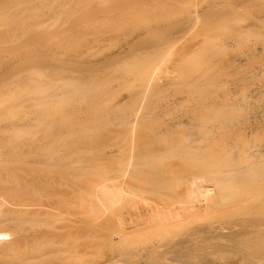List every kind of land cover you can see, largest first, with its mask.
Instances as JSON below:
<instances>
[{
    "label": "rangeland",
    "instance_id": "obj_1",
    "mask_svg": "<svg viewBox=\"0 0 264 264\" xmlns=\"http://www.w3.org/2000/svg\"><path fill=\"white\" fill-rule=\"evenodd\" d=\"M0 1H2V3H9L8 0L7 1L0 0ZM18 1L19 0H17V3ZM21 1L24 3L20 2V4L22 3L21 5L17 3L15 4L24 7L23 11L24 9L26 10V8L28 11L26 10L27 11L26 13L24 11L25 15L23 20L18 19L19 18L18 16H14V17H17L15 19L16 21L19 20L21 22L22 20V23H25L26 21V23L22 28L24 31L21 29L22 33L19 32L20 30L19 28H21L20 26H22V24H20L19 21H17L18 25L17 23L15 25L14 24L12 25L13 23L12 22L11 25L13 27L10 24L7 25L5 24L7 23V21L8 23H10L9 20L11 18L12 21H14L13 14L14 13L17 14L16 11L12 14L14 10L10 11L11 14L9 16L11 18L8 19L9 18L8 17L7 21H5L4 18L3 21L4 22L3 25L9 27V29L8 28L3 29V27L0 28L1 40L3 39L8 40V38H12L9 37L13 35L9 33L11 31L10 27L13 30V28H15L14 26L16 25L19 28L17 29L16 26L15 29H17V31L15 29L14 30L16 32L21 33L20 38L23 37L22 36L23 34L25 36L23 37V40L22 39L20 40V38H18L20 35H18V33L15 32L16 35H18L16 36L14 33L17 39L20 40L19 42H21L20 48H22L23 43H24V48L20 49L18 47L19 46V43L17 44L18 40H16L14 36L13 38L16 41L12 39L13 40L12 42L15 41L18 48L14 49L15 44L11 43V45H13L14 48L10 45L11 48L7 47L6 49L8 51L9 48V51H11V49L13 48L14 49V50L12 49L13 52L18 49L22 50V52L15 51L18 56L21 55L20 57L24 55L22 57L23 59L22 63L20 62L15 64L14 61L16 62L21 61V58L18 60L15 59L18 58L16 57L17 56L16 54L14 55L15 58L14 56H12L7 59L8 56L14 54L15 52L12 54L8 52V54L10 55L6 57L7 61L4 59L5 54H7L5 53L6 52L5 50H4L5 53L4 57L3 58L0 57L2 58L0 63L8 67L7 68L5 66V68L8 69L7 71L5 68H3L4 66L2 65L1 69L3 70L5 69L4 70L5 72L0 69V72H4L5 74H7V76L5 74L4 75L8 79V81L6 80V82H8L7 84H5L6 82L4 81V78L0 79L1 82L3 81L5 82V83L4 82L0 83V85L2 84L3 87L4 84L6 87L4 88L5 90H3L2 87H0L1 90L3 91L0 94V105L2 104L1 106H3L5 104L4 102L9 100L10 97L12 99V102L10 103L16 102L15 101L16 98L17 100L21 99V102L18 101L17 105L15 103H14L15 105H11L10 103H7L8 105L10 104L11 106L9 105L10 107H8L7 105V107H3V108L0 106V109L1 108L3 109V111L0 110V118H1L0 122H2V124H0L1 125L0 127L3 128V131H1L2 129H0V132L5 133L7 127L8 126L10 127V129L8 127L9 130H7L8 132H6V135L3 133H2L3 135L1 134L0 139L3 138V136L4 138L2 139V141L5 140V137L6 140L7 138H10L8 139V141L5 140L4 142L8 143L9 141H11L12 143H14L16 141L15 143H17V145L19 146V147L17 146L19 148L18 149L19 151L16 150V152L19 153L15 154L8 152L5 157L0 159V170H2L3 173H14L15 175H19V177L20 175L23 176L24 174H26V176L30 177L32 180H36V181L39 180L40 184L43 179H45V181L48 179L46 184L50 182V184H48L50 186L47 187L44 185V187L47 189L49 187H50L49 189L53 187L52 189L58 190L59 185H61L60 182L62 183V180L64 181V177L61 174L63 175L66 174V177L71 178V175L73 173L77 175L82 173L81 176L84 177L85 175L86 177L88 174L83 175V173L87 172L89 173V175H91L90 174L92 172L91 170L94 171L96 169L98 171L99 169L97 168H100V170L105 168L107 165L106 163L109 162L110 160L111 161L114 160L113 162H115L116 160L113 158L110 159L109 158L110 156L104 157L106 156V154L103 151L105 150V147L108 145L111 144L113 145L117 141H119L118 143H120V140L124 136V131H125L124 122L128 114V112L125 109L124 110L127 113L124 112L123 109H122L123 111L119 110L121 112L120 113L118 109H116L115 111V108H112L115 98L119 97L121 92H124L125 89L129 88L128 90H130V86L132 84H133L132 89L134 90L135 80L133 81V76L135 75H133L134 74L133 70H135V66L137 67L139 64L140 67L141 65L143 66V64L141 63L142 61L145 64V59L147 57H145L146 54H144V51L150 49L151 47L152 49L146 51L145 53H148L150 51V53L152 54L154 51H157V48L158 49L164 48V45L166 46V44H169V41H171L175 37L180 35H187L192 37H200L204 39V45H202L203 47L200 48L201 50L199 52L197 51L198 52L197 57L195 59L191 58L192 59V61H190L191 63L189 64L187 63L188 65L185 63L184 65H187L186 67L182 65L184 67L183 69H185L182 79L180 78L175 82L160 86L159 87L160 89H158V91H156V93L152 97V100L148 106V109L143 119V130L141 133V140H140L141 154L143 158L141 157L142 165L138 171L139 173L141 172L140 173L141 176L139 177L142 178H140V180L143 179L146 182V185L148 186H146L144 184L145 182L142 180L140 181V183L144 190H145V186L148 187L150 191L153 190L156 186L155 190L163 191L164 189L161 190L162 188V186L160 185L161 183L163 186H165L167 183L173 184V182L171 183L169 182L171 178H173L171 179L172 181L174 180V178L175 181L178 178L180 180L185 181L189 178V177L186 178L187 176L194 174L192 171L196 172L198 169H200V167H202L201 165L203 162L207 163L206 159L209 155L211 154L213 155V153L219 155L220 152L219 151L217 152L216 150L219 149L221 152L224 153L228 152L229 150L228 154H230V149L231 150L233 149L232 151L234 152L233 153L231 152L232 155L229 156L227 154L229 156L228 157L225 156V154L223 156L220 154V159L225 158L226 160L227 158L228 159L230 158V160L234 161V164H236V162L237 163L243 162L244 166L245 164L251 162L255 158L257 164H260L263 161L262 163L263 167L261 166L262 168L261 167L259 168L261 169V172L263 169L262 172L263 175L260 172V170L257 168L256 163L254 164L256 165L257 168V169L255 168L256 169L255 171L259 170V172L261 173V177L263 176L261 178V180L263 179V181H260L262 182L263 185H261L260 183V187L263 186L261 190L264 191V0H201V2L199 0L198 6H200V9L199 7L198 9L199 12H201V14L199 13V16L201 15L200 18L201 21L198 25H193L188 20L190 15L187 16V14H189L188 12L191 11L190 9H192L191 6L193 0H42V1L40 0L41 3H43V1L44 3L41 5L40 2L38 1V6H35L36 3L34 2H36L37 0L36 1L34 0V2H32L34 7L30 1H29L30 3L29 2L25 3L28 0L25 1L21 0ZM10 2L12 1L10 0ZM14 2L15 1L13 0V3ZM9 4L10 6L12 5L11 3ZM23 4H31L32 7L28 5L29 8L28 6L25 8L26 5ZM4 5L5 4H2L1 6L0 4L2 8ZM7 5L8 4H6V6ZM6 6H4V8L7 10V7L9 6L7 7ZM13 6L14 4L12 5V7ZM35 7L37 8V10L34 9ZM11 9L9 8V10ZM18 9L22 11L21 7H19ZM33 9L36 11V12L34 11L35 13L32 12ZM19 10L17 11L18 13ZM6 12L7 11L5 12L2 11L1 16L3 15L5 16ZM10 12L8 11V13ZM21 13H19L21 14L20 18H23L22 16L23 12ZM6 29H8L7 31L9 32L5 31ZM1 31L4 32L2 33ZM7 33H9L8 34L9 36H7ZM4 35L6 36L5 38ZM5 40H3V43L6 44L7 40L6 41ZM3 45L4 44H2V46ZM159 46L161 48H159ZM3 47L6 48V46ZM2 52L3 50L0 51V53ZM141 55L144 56L142 57ZM0 56H3V53ZM12 58H14L15 60L14 59L12 60ZM3 59L5 61H3ZM10 61H13V63L11 62L12 66L10 64ZM15 67L19 68L17 69L16 73L13 71L14 69H16ZM18 70H23V72L22 71L18 72ZM6 71L8 73H6ZM24 71L28 73L25 74ZM21 72L25 74V75L23 74V77L22 76L19 77L21 75ZM1 74L0 77L2 76ZM4 75L3 77H5ZM15 76H17L18 78ZM136 77L134 79H136ZM14 78L18 81H16ZM19 82L21 83V85H23L22 82L29 83L28 84L29 87H25L26 85L23 86L27 88L26 90L20 85L26 93L22 89L20 91V88L17 89L19 92H21V94L18 92L20 94L19 95L20 97L22 96V94L24 95L23 98H19V96H17V93L15 92L16 90L15 88L18 86V84L16 83ZM66 83H69L70 85ZM14 84H16V87L13 86ZM66 85H68V88ZM136 85L137 84H135V86ZM65 86L67 90L65 89ZM60 87L61 88L64 87L63 90ZM7 88L8 90H12L13 88L15 90L13 89L14 92L12 93H10L11 91L9 92L7 90L9 95L8 94L2 95V93L7 92L6 91ZM54 88L56 89L54 90ZM68 90H70L71 92ZM133 90H131V92ZM56 91L57 93L58 91L61 93L57 94ZM127 91H125L124 93H127ZM22 92H24L25 94ZM62 92H64L66 96L64 93H63L64 95H61ZM131 92L129 91L128 93ZM51 93L53 96L51 95ZM73 93L76 95H74ZM11 94L13 95L14 98L15 96H17L14 101ZM54 94L58 95V97L61 98H58ZM4 95H8L7 96L8 99H6ZM47 96L49 98L52 96L53 98L51 97L50 100L49 98H47ZM54 96L56 98H54ZM63 96L64 97L68 96V97L65 99L63 98ZM4 98L6 99L5 101ZM59 99L60 101H63L62 108H60L61 104L58 105ZM2 101L4 104L2 103ZM25 101L28 102L25 103ZM69 102H71V104H69ZM56 103L58 106L56 105ZM66 105H71V106L69 107ZM22 106H24V109L20 110ZM64 106L67 107L66 110L64 109L66 108ZM59 109L61 111L63 109L62 114ZM64 110L66 112L69 110V113L66 114ZM5 111L8 113V115L10 114H11L10 116L13 115L12 117L14 118L9 119V116L8 115L6 116V114L3 113ZM19 112L21 113L23 112V113L21 114ZM18 115H20L19 118ZM4 116H6V118H4ZM20 118L24 119V120L22 119L21 123H19ZM12 119L16 121H12ZM192 119H194L193 120L194 123L192 122ZM7 122H11V123L7 124ZM179 124L183 129L186 127L187 128V129L185 128L186 131L185 129L182 130ZM177 125H179L178 127H180L181 131L179 130V128L178 129L176 128ZM259 125L262 128V130H260L261 128L259 127ZM11 126H13L14 129L13 127L11 128ZM16 126L19 128L21 126V129L22 128L23 129L22 130L20 129L19 131L16 129ZM170 127L171 128L174 127L175 130L174 129L170 130L171 129ZM194 128L196 130H198L199 128L202 129H199L200 131L197 133V131ZM232 128L235 130H233ZM243 128L244 129L246 128L247 130L251 129L250 131H252V133L248 132L249 130L247 131L245 129L248 133L244 131L246 134L244 135L245 136L244 137L240 133L243 132L242 131ZM166 131H168L169 133L171 131V133L168 134V132ZM174 131H177L174 133L177 135L173 134ZM188 131L190 132L188 133ZM257 131L259 134H254ZM179 132L181 135L179 134ZM218 132H224V136L226 138L223 135H221V133L219 134ZM225 132L226 133L228 132L229 135L226 134ZM166 133L168 135H166ZM202 133H204V136H202ZM230 133L234 135L233 136L231 134L233 138L231 137ZM161 134L164 136H161ZM207 134L210 136L206 137ZM217 134L218 136L221 135L222 137L217 138L218 137ZM235 134L237 135V138ZM212 137L215 138L211 139ZM228 138L232 140L230 141ZM163 139L168 141H170L171 139V141L169 142V144L163 143L160 141ZM179 139L181 140L179 141ZM186 139L189 140L186 141ZM209 139H211L212 141ZM200 140H202L203 143L206 144L203 145ZM227 140L229 141V143L226 142ZM19 141L22 142L21 148L19 145L20 143H18ZM213 141H218L219 143L217 142L213 143ZM37 142H39V145ZM178 142L179 144H177ZM187 142L189 143L193 142V144L191 143L189 144ZM222 142L226 143V144L224 143L226 147L223 146ZM233 142L234 143L236 142L235 143L236 145L238 144V146L235 147L238 150V152L239 149L241 150L243 148L240 145L246 146L247 148H248L247 146L248 144H250L249 147L251 148H253V146L256 145L257 147L263 145V148L261 147L259 151L257 150L260 153L263 152L260 158L262 159V161L261 162L258 161L259 163L257 162V160L260 157L258 153L250 154L252 152H257L255 150L258 149L259 147L254 150L252 149V152L250 153H248L250 148L248 149V151L245 148L247 152L244 151L243 148L242 153L240 152L239 155L237 153V150L234 148L235 144ZM171 143L174 144L171 145ZM185 143H187V145L188 144L192 145L191 147L192 149L188 148L187 145H185ZM200 143L202 144L201 148H200L201 145ZM207 143H210L211 145L208 144V146H206ZM184 145L186 146L187 151L185 150ZM115 146L113 145V147ZM183 147L185 151L182 150ZM212 147H214V149ZM224 147L228 149L223 150L222 148ZM237 147L240 148L238 149ZM45 148L49 150H46L45 152ZM172 148L175 151L179 148L176 151L178 153H176ZM196 148L198 149L197 150L198 152L196 153L199 152L203 153L204 149L207 150L204 151L203 154L201 153L196 154L195 152H193L194 149L196 150ZM210 148H212V150L215 151L211 152ZM190 149L192 150V154L194 153V155L195 154L197 155V158L195 157L196 155L195 156L192 155L194 158L190 156L191 154ZM13 150L15 152L14 148ZM172 150L174 151V153L171 152ZM208 150L210 151L211 154L208 153ZM48 151L49 153H47ZM205 152L207 155L205 154ZM101 153L104 154L103 157L105 160L107 158H109L110 160L108 159V161L107 160L103 161L104 159H102L103 157ZM179 153L181 154V156L178 155ZM185 154L189 156L185 157L184 156ZM48 155L53 157V159L50 157H49L50 159L47 158ZM254 155H256V157ZM257 155H259V157H257ZM67 156L69 158L65 159ZM199 156H201L202 158L206 156V159H204L203 161L201 157L198 158ZM211 157L216 158L214 156ZM41 158L42 159L44 158V160H42ZM194 159L196 161L199 160L200 161L196 162ZM201 160L203 162H201ZM244 160L249 162L246 163V161ZM232 161L230 163H232ZM104 162L105 165H103ZM92 163L94 165H92ZM116 163L117 162H115L113 166H115ZM239 163L237 164V166H239ZM242 164L240 166H242ZM250 164H252V162ZM81 166H84L85 170ZM107 166L111 168L112 164H108ZM80 167L83 170L79 169ZM32 173L34 174L33 175L34 177L40 174L41 177L39 175L38 177L43 179H40L38 177L37 178L35 177L33 179L31 176ZM41 173L43 175L45 174L47 176V179L45 178L46 176L45 175L43 176ZM142 173L149 175V177L152 179V183H151V179L148 176L144 178L145 175H143ZM257 173H255L256 176L257 175L259 176V174ZM50 174L51 176L53 174H56L57 178L55 177V175H53L54 178L52 177L53 180L55 179L53 181L54 183H51L52 181H49V179H52L50 178ZM57 174L61 175L63 178L61 176L58 177ZM67 174H69L70 176ZM75 174H73V176ZM92 174L95 173L92 172ZM81 176L79 175L77 178L79 177L81 178ZM74 177H72L74 181H72L73 179H71L70 181L74 182V184L78 183V185L75 184L73 187L72 182H70L69 186H72L75 189L77 186H79V184L82 185L86 184L87 186L89 184L88 187H90L91 181L88 179L91 178L86 179L88 176L83 179L80 178L77 179L76 177L75 178ZM59 178L61 180H58ZM147 178L149 179V181ZM259 179L260 178L258 177V180ZM80 180L81 181L83 180L85 184L83 182H79ZM164 180L165 181L167 180L166 181L167 183H165ZM256 180L255 182H257ZM178 181L176 182L178 183ZM163 182L165 184H163ZM179 182L181 183V181ZM55 183L58 184L57 188H54L55 187L54 185H56ZM153 183L155 184L154 186L149 185ZM82 185L79 187L82 189L83 188L86 189L87 186L85 185L82 187ZM256 185L257 184L255 183L252 186L255 190H259L256 189ZM10 186L11 184L9 182V175L1 177L0 190L4 188H8ZM39 186L41 187V185ZM167 186L169 185L167 184ZM257 186H259V183ZM25 187L23 188V184H22V186L18 188L19 190L16 191L17 193H19V195L16 192L15 194H17V196H20V198H23L21 196L23 192L25 198H23L22 200H28V199L31 200L30 198H33L32 200L38 201L40 197H36V199H34L35 196L32 197V193H30L31 195L29 194L28 191L29 188L26 187L27 189H25ZM44 187L40 189L45 190ZM61 187L62 189H64V193H65V189L67 191V189L70 188V187L63 188L65 187L64 184ZM61 187L59 188V190H61ZM226 187L227 189L230 190H234V188L236 190L235 186H226ZM73 188L70 189H72L73 192L77 193L78 187L75 190ZM23 189L26 192L23 191ZM207 189H213V188L209 187ZM215 189L219 190L220 188L217 186L215 187ZM44 190L43 192L46 191ZM57 190H52V191L48 190L49 192L46 191L45 193L42 194V196L47 199L48 196L55 197V195H58V193L59 195L60 194L62 195V191L58 192ZM78 190L81 191V189ZM55 191H57V193ZM72 191L70 190L69 194L72 195L73 193ZM146 191H148V189ZM263 191H261V193L258 191V193L260 194L263 193L262 196L264 197ZM79 193L75 194L76 197L72 195L74 196L73 198L78 199L77 195H79ZM69 194H68V198H70ZM59 195H58L59 199L60 197L64 198V194L62 196L60 195V197ZM42 198H40L41 201H44ZM46 199L45 201H47ZM62 199H60L59 201H61ZM74 199L72 198L69 199L71 200L69 202L70 205L73 204V202H76ZM262 199L263 200L258 201V204H260L261 203L260 201H262L263 203V204L261 203L263 205L262 207L261 205L260 207L256 206L255 204H253L256 201H252L253 203H248L249 205L247 204L245 206L246 212L244 209L243 211L242 209H240V211H235L234 213H230L228 216L225 215L226 218L223 216L225 219L222 217L223 219L219 220V221L223 220L222 222L219 221H218L219 223L216 222L217 224L220 225L217 226L216 224L215 230H211V232L207 230L208 232H206L204 231L205 230L204 229L202 234H201L202 231L201 232L199 231L198 233H196V235H194L197 238H195L194 236L193 237L199 240L200 243L199 241L194 240L192 241L191 244L192 247H189L191 245H188V247L192 250V248L194 247L196 248V246L199 244L196 250L198 251V249L200 248L199 250L201 251V249L204 250L208 246V243H206L204 239L208 238L207 242H209V240L213 238L215 239L214 244L216 245L220 241V238H222L221 242L218 243L219 245L217 244L216 246H213L214 244L211 243L212 245L209 246L211 248L213 246L214 248L211 249L208 246L209 250L207 252H212L213 250V253L214 252H217V254L227 253L228 255L227 254L225 255L230 256V254L233 255L232 253L238 252L242 248L240 247L241 246L240 242L241 243L244 242L245 237L246 240L248 239L250 240L251 238L255 239L258 236V234L262 236L263 233L262 236L263 242L260 240L261 244L263 243V246L259 248L260 250L262 249L263 251V264H264V198ZM252 204L254 205V207H252L253 206ZM74 205H76V203L73 204V206ZM247 206H250V208ZM258 208L259 210L261 209L262 211L260 210L261 212L260 211L256 212ZM74 209L75 206L73 210ZM252 209L253 210L255 209L254 212ZM253 213L255 214L253 215ZM257 214L259 217L257 216ZM252 215L254 217H252ZM246 217L247 218L249 217L248 221ZM253 219L255 220L252 221ZM259 219L260 220L262 219L263 221L262 220L260 221ZM240 221L242 223H240ZM258 221L263 226L259 225L260 223ZM224 223L225 226L227 225L226 226L227 228L223 226ZM252 224L254 225V227H256V229L259 226H262L263 230H261L262 227L258 229L261 230V232L262 231L263 232L261 233L259 230H257L260 232L258 233L256 229L253 228ZM38 226H40L39 229L37 228V226H35V228L37 229L34 228L32 229L28 226L26 229L28 230L30 228L32 230L29 229L27 233L30 234L31 231L32 234H34L35 232L36 233L39 232V234L37 235L41 236V235H45V233H47L46 231L49 230L48 233H50L53 230V229L51 230L52 228L51 224L48 225V223H46L45 226L43 225V227L45 228L43 227L41 228V225ZM56 226L58 227V225ZM218 227H220L219 231L216 232V229H218ZM221 227L225 229L221 230ZM245 227L246 228L251 227V231L254 230L256 231V233L255 232L253 233L252 231L253 233L252 234L249 229L248 232L250 231L249 232L250 235L248 237L247 235L248 232L246 231L247 229H245ZM97 228L100 229L101 231V228L99 227ZM241 228L243 229V231ZM89 229L94 230L95 228H88L87 231ZM78 231L79 230L77 229L75 233ZM214 231L215 233L211 234ZM92 232L90 230L89 233L92 234ZM85 233H84L86 237L85 243L87 241L89 242L86 243L87 245L85 244L83 246H86L87 248H90L89 246H94V244L97 243L96 242L97 240L94 241V239L92 238L96 239L97 237L98 239V237L101 234V232L96 230L94 234H92V237L90 238L91 234L88 235L89 234L88 232ZM96 233L99 234L96 236L95 235ZM242 233L243 234L246 233V234L242 236ZM22 234L24 236L26 235V233L24 232ZM22 234H20V236ZM29 234H27V236ZM212 235L214 237H212ZM81 236L84 235L81 234L80 237ZM235 236L236 239H233L235 238ZM240 236H242L244 240ZM261 236L260 237L258 236V238H256L258 239L256 240L258 244H260L259 239L260 238L262 239ZM216 237L219 238V240L216 239ZM8 238L9 236L7 230L5 228L2 229L0 234L1 247L6 246ZM76 238L79 241V238L78 237ZM223 238L225 239L223 240ZM227 238L232 239L229 241V245L233 244V247L231 246L232 248L229 246L227 247L228 244V243L226 244ZM237 238L239 240L241 238L242 241L241 240L239 241ZM213 239L211 241H213ZM234 240L239 241V242L237 241L238 243L237 242L236 243L237 245L239 244L237 248L240 249L234 247V245L236 244ZM249 240L245 241L243 244L245 245L247 243L246 246L250 245L248 247L249 250H251V248H253L252 250H255L256 247L254 246H256V243L254 242V240H250V241ZM78 241L76 240L77 244H79V242L81 243V245L84 243L81 242L82 240H80L79 242ZM201 241L205 242L207 246H204L205 243H202ZM224 241L226 246L221 245L224 244ZM194 242H197L198 244L194 246L193 244ZM258 244L257 246H260ZM244 245L242 249H244L245 247ZM76 246L78 247V245ZM225 248L228 249L225 250ZM229 248H231L232 250ZM246 248L247 247H245V249ZM94 250H95L94 247H91L90 253L93 251V253L91 254H94L95 252ZM87 252L89 251L87 250ZM71 253H73V251ZM75 253L76 251H74L73 253L74 256ZM92 257H94V255H92Z\"/></svg>",
    "mask_w": 264,
    "mask_h": 264
},
{
    "label": "bare ground",
    "instance_id": "obj_2",
    "mask_svg": "<svg viewBox=\"0 0 264 264\" xmlns=\"http://www.w3.org/2000/svg\"><path fill=\"white\" fill-rule=\"evenodd\" d=\"M5 1H7V0H5ZM8 1L12 5L14 4V6L12 7V5L10 6L9 3H2V1H0L1 6H2V4H5L4 6H6V4H8L7 6H9V7L6 6L7 10L4 8V6H3V8L0 6V9L2 8L1 10L3 12L7 11L6 12L7 14L5 13V16L4 15L1 16L2 11L0 10V19L3 17L1 19V22H0L2 24V26L0 24V28L3 27V29H5V28L9 29V27H6L3 25L4 24L3 21H4V18H5V21H7L8 19L11 18L9 16L11 14L10 11L14 10L12 12V14L16 11V13L18 15L14 13L15 15L13 14V17L18 16L19 17L18 19L23 20L25 13L28 11L26 7L28 5H30V7H32V5H33L32 2H34V0L33 1L28 0L25 3H28L30 1L32 5L31 4H23V5H26L25 8L27 10L26 11L24 9V11H25V13H24V11H23L24 7L20 6L24 2H22L21 0H19L18 3H17V0H14L15 1L14 3H13V0H11L12 2H10V0H8ZM23 1H25V0H23ZM38 1L40 2L41 5L44 3V1H43V3H41L42 0L41 1L37 0L36 2H34V3H36L35 6H38ZM20 2H22V3L20 4ZM198 2H199V0H193L192 6H191L192 9H190L191 11L188 12L189 14H187V16L190 15L189 16L190 19L188 18V20L193 25H198L201 21V19H200L201 15L199 16V13L201 14V12H199L200 6H198ZM200 2H201V0H200ZM15 3L20 4V5L18 6ZM15 5H16V8H15ZM17 6H18V8L21 7L22 11L19 10L17 8ZM33 7H34V5H33ZM198 7H199V9H198ZM9 8L10 9L13 8V9L9 10ZM28 8H29V6H28ZM34 9L37 10L36 7ZM34 9L32 12L35 11ZM18 10H19V13L23 12V15H22L23 18H20V15L22 13L19 14L17 12ZM8 11L10 13H8ZM37 12H39V11H37ZM29 14H32V13H29ZM16 18L17 17H14V19H13L14 21H12V18H11L9 20L10 23H8V21H7V23H5V24L11 25V23L13 22L12 25L13 24L15 25L16 23L18 25L17 21H19V20L16 21L15 20ZM22 20H21V22L19 21V23L22 24V26L19 25L21 28H19L16 25L17 29L19 28L20 29L19 32H21V33H22L21 29L23 28L24 24L26 23V21H25V23H22ZM10 25H8V26H10ZM16 26H14V27L16 28ZM15 28H13V30H12V28L10 27V29L13 33L11 31L10 32L7 31L8 29L5 30V31L11 33V35L13 34L12 36H9L8 35L9 33H7V36L12 37V38H8V40L6 39L10 44L5 39H3V40L6 41V44L3 43V40H1V38H0V48H1L0 51L3 50V52H2L3 56H0V57L3 58L4 54L7 53V54H5V57H4L5 60H6V57L8 55H10V54H8V52L11 54L14 53L15 51L22 52V50H19V49L15 50L13 52L14 49L21 47V44H20L21 42H19V41L21 39L23 40V37H25L23 34L22 35L23 37L20 38L21 33L16 32L17 29H15ZM1 32L3 33L4 31H1ZM15 32L18 33V35H20L18 37V38H20V40L17 39L16 36H18V35H16ZM14 33L16 36L14 35ZM5 37L6 36L4 35V38ZM13 37L16 40H18V42H17V44L19 43L18 47L15 43L16 40ZM12 39L15 41L12 42L13 41ZM7 43H8V46H7ZM11 43L15 44V48L13 47V45H11ZM2 44H4L3 46H6V48L3 47ZM10 45L14 48V49L12 48L13 50L11 49V51H9V48H11ZM202 45H204V39H202L200 37L180 35V36L175 37L171 41H169V44H166V46L164 45V48H162V49L157 48V51H154L152 54L150 53V51L148 53H145L146 51L152 49L151 47H150V49L144 51V54H146L145 57H147L145 59V64L140 59L142 61L141 63L143 64V66L141 65V67H140L139 66L140 64L139 65L137 64L140 68L138 66H137L138 68L135 66V70H133L134 71L133 75H135V76H133V81L135 80L134 81V87H135L134 90L132 89V85H133L132 84L130 86V90H128L129 89L128 88V89L124 90V92L128 90L127 93L121 92L119 97L115 98V101L113 100L114 101L113 107L111 105L112 108H115V111H116V109H118V111L119 110L123 111L125 109L128 112V114L126 116V120L124 122V130H125L124 136L121 139L122 141L120 140L121 144L118 143L119 141H117L115 143L113 142L114 143L113 145L114 146L116 145L115 147H113V145L110 143L111 145H108L105 147L106 151L103 149L104 150L103 152L106 154V156H104V157L110 156L109 158L115 159L116 160L115 162H117V163L115 166H113L115 163V162H113L114 160L111 161L109 158H107L106 160L108 161V159H109L110 160L109 162H112V163L107 162L106 164L107 165L112 164L113 167L111 166V168H109L110 165H109V167L106 165V167L103 166L105 168H103L101 170H100V168H97V169H99L98 171L95 169L97 172L95 170L94 171L91 170L92 172L95 173V174H92V172H91L90 173L91 175H89V173H87V172L83 173V175L88 174L87 175L88 177L86 176L87 178L85 177V175H84V177L81 176L82 173L78 174V175L73 173V174H75L74 175L75 177H76V175H77V177L80 175L81 176V178L79 177L80 179L91 178V179H88L91 181L90 187H88L89 184L87 183L88 184V186H87L83 180L79 181V182H83L87 187H86V189L83 188L84 189L83 190L82 188L79 187L82 184H79V186H77V187H78V189H81V191L78 190L77 187L75 188L78 191L77 193L80 192L79 195H77L78 199L73 198L75 196V194H77V193L73 192L72 189H70V188H73L75 184L78 185V183L74 184V182H72V181H74V179L72 178V177H74L73 174L71 175V178L66 177V174H64V175L61 174L64 177V181L62 180V183L60 182L61 185H59V188L63 184L65 186L63 188L70 187L67 189V191L65 189V193H64V189H62V187H61V190H59V188H58V190L52 189L53 187L51 189H49L50 187L48 189L45 188L44 185L47 187L50 186V185H48V184H50V182L46 184L48 179H47V176L45 174H44L46 176L45 178L47 179L46 181H45V179L40 178L41 177L40 174L36 173L40 176V177H38V175H37V176H35L36 178L38 177L40 179H43L41 181V184H40L38 179H37L38 181L32 180L30 177L26 176V174H24L25 176L20 175V177H19V175H15L14 173H3L2 170H0V179L3 176L9 175V182L11 184L10 187L0 190V234H1V230L5 228L7 230L8 236H9V238L7 239L6 246L1 247V245H0V264H263V251H262V249L260 250L261 246H263V243L261 244V241L263 242V237H262L263 231L261 232V230H263V227H262L263 225L259 221H258L260 223L259 225H262V226H259L258 228L262 227L261 230H259L258 228L256 229V227H254L256 222L254 223V225L252 224L253 228H255L256 231L259 230L262 233V236H261L258 234L260 232L257 231L258 236L262 237V239L261 238L259 239V241L261 240L260 244H258L256 242V240H258V239H256V238H258V236L257 237L255 236L256 237L255 239L254 238L250 239V240H254V242L256 243V246H254V247H256L255 250H252L253 248H251V250H249L248 247L250 245L246 246L247 243L245 245L243 244L245 241L249 240V239L246 240V237H245L244 242H242V243L240 242V244H241L240 247L243 248V245H244L247 248L246 249H245V247H244V249L237 248L239 246V244L237 245V243L240 240L242 241V239L240 238V240H239L238 239L239 237H238L237 238L239 240V241L237 240L238 242L234 240L235 243L237 242L235 244L237 246L234 245V247H236L237 249H240V250L238 252L232 253L233 255L230 254V256H227L228 255L227 253H223V254H220V253L217 254V252L213 253V250H212V252H207L209 250V247L215 243L214 242L215 239H213V238H211L209 240V242H207L208 238L204 239L205 242L208 243V246L210 245L209 247L207 246V244L205 242L201 241L202 243H205L204 246H207V248L204 249L205 251L203 249H201V251H202L201 252L199 250L200 248L198 249V251L196 250V248H198L197 246L199 245L197 242L193 243L194 246L198 244L196 246V248L194 246H193L194 248H192V250L189 248V247H192V245H191L192 241H194V240L199 241V240L195 239V238H197L196 236H194V235H196V233H198L199 231L200 232L202 231L201 232V234H202L204 229H205L204 231H206V232H208L207 230H209V232H211V230H215V228H216L215 226L217 224L216 222L223 219L224 217L226 218V216H228L230 213H234L235 211H240V209H242V211L244 209L246 212L245 206L248 203H253L252 201L257 202V203L256 202L253 203L256 206H259V207H260V205H261V207L263 206L262 201H260L262 204L260 202H259L260 204H258V201L263 200L262 198H264L262 196L263 193L260 194L261 191H263V190H261L263 188V186L260 187V183H261V185H263L262 182H260V181H263V179L261 180V178L263 177V176L261 177V173L263 172V169H262V172H261V169H259L263 163L262 159H260L262 156L261 154L263 152H261V153L258 152L259 149H261V147L263 148L262 144H261L262 146H260V147L258 146L259 148L257 147V145L253 146V148L249 147L250 144L247 145L248 148L246 146L240 145L244 148V151H246V150L248 151V149L250 148L248 153L252 152V149L254 150V149L258 148L255 150V151L258 150L257 152H252L250 154H253V153L257 154L258 153L260 155V157H259V155H257V157H259L260 160L258 159L257 162L262 161L260 163L261 165L256 163V158L251 161L252 164H250L251 162L246 161L247 159L244 160V161H246V163L249 162V163L245 164V166H244L243 162H242L243 164L241 162L240 163L238 162L239 166H237V164H238L237 162H236V164H234V161L230 160V158L228 159L227 157H226L227 158L226 160H225V158L220 159V154L222 156L224 154H225V156L232 155L231 152L233 153L234 151H232L233 149L231 150L230 147H229L230 154H228L229 150H228V152L225 151L226 153H224L218 149L216 151L220 152L219 155L215 154V153H213V155H212L210 153V151L208 150V153L211 154V155H209L210 157L211 156L216 157L217 155L218 156L216 158H213V157L210 158L208 156L207 159H206V156L203 158L201 156H199L198 158L201 157L203 159V161H204V159H206L207 163H205L201 160V162H203L201 165L202 167H200V169H198L196 171L197 173L192 171L194 174L191 173L193 175L187 176L186 178H188V177L189 178L187 180H185L186 182L184 180H180L178 178V179H176V181H178V180L181 181V183L178 181V183H179L178 184L175 181V178L173 181L171 180L173 178H171L170 181H169V179H168V181L170 183L173 182V184L172 183L169 184L166 182L167 180L166 181L164 180V182L167 183L169 186H167V184L165 186H163L161 183L160 184L162 186L161 190H163V189L164 190L163 191H157V190H155V188H156V186H155V188L153 190H151L152 192L149 190L148 187H146L148 185H146V182L143 179H141V180L145 182L144 183L146 185L145 190L143 189V187L140 183V181H141L140 178H142V177H139V176H141L140 175L141 172L140 173L138 172L139 168L142 165V163H141L142 162V159H141L142 154H141L140 140H141V133L143 130V119H144V116H145L146 111L148 109V106L152 100V97L154 96L156 91H158V89H160L159 88L160 86H163L164 84L165 85L170 84L172 82L179 80L180 78L182 79L184 72H185L184 71L185 69H183L184 67L182 65H184L185 63L186 64L191 63L190 62V61H192L191 58L195 59L197 57V53L201 50L200 48L203 47ZM7 47H9L8 51L6 50ZM2 48H5V49H2ZM22 48H24V43H23ZM22 48H20V49H22ZM159 48H161V47L159 46ZM155 49H156V47H155ZM4 50L6 51L5 53H4ZM2 53H0V55H2ZM15 54H16V52L14 54L8 56L7 59L9 57L14 56ZM20 56L17 55L16 57H18V58H15V56H14V58L17 60L21 58V61H18V62L14 61L15 64L20 63V62L22 63V60H23L22 57L24 55L22 57H20ZM2 58H0V62H1ZM14 58H12V60ZM4 59H3V61H5ZM187 61H189V62H187ZM11 62L13 63V61H10V64H11ZM5 63H8V62H5ZM139 63H140V61H139ZM10 64H9V66H10ZM15 64H13V65H15ZM2 65L4 66L3 68H5V66H6L4 64H1L0 69H1ZM187 65H184V66L186 67ZM11 66H12V64H11ZM17 69H19V68H16L13 71L16 73ZM20 69H22V68H20ZM1 70L4 71L3 69H1ZM6 70L8 71V69H6ZM7 71H6V73H8ZM19 71L23 72V70H18V72ZM26 71H28V70H26ZM135 71H138V72H135ZM4 72H0V74L3 73V74H1L2 76L0 77V79L4 78V81L6 82V80L8 81V79L6 77L7 74H5ZM22 72H21V75L19 77H21V76L23 77L24 73H22ZM26 73H28V72H25V74ZM3 75L5 77H3ZM18 75H19V73H18ZM17 76H15V77H17ZM135 77H136V79H134ZM136 80H137V83H136ZM16 81H18V80H16ZM3 82H1V80H0V83H3ZM7 83L8 82H6L5 84H7ZM19 83H16V84H18L19 87L18 86L16 87V84L13 85L16 87L15 88L16 90L18 88H20V91H21V89L24 91L23 88L29 87L28 86L29 83H23L22 82L23 85H21V83L20 84ZM66 84H69V83H66ZM135 84H137V85L135 86ZM20 85L22 87L25 85L26 86L22 88ZM58 86H61V85H58ZM66 86L68 88V85H66ZM66 86H65V89H66ZM0 87H2V84L0 85ZM4 88H6V87L3 84L2 89L5 90ZM63 88H61V89L63 90ZM26 89L27 88H25V90ZM55 89L56 88H54V90ZM0 90H1V88H0ZM7 90H8V88L6 89V91ZM12 90H8V91L9 92L11 91L10 93H12V92H14V90L13 91ZM16 90H15V92L17 93V96H19L21 94V92H19L18 90L16 91ZM131 90H133V91L131 92ZM8 91L6 93H2V95L8 94ZM59 91H58V93L60 94L61 92H59ZM68 91H70V90H68ZM129 91L131 93H128ZM1 92H3V91L1 90L0 94H1ZM24 92H22V93H24ZM56 93H57V91H56ZM63 93L64 92H62L61 95L65 94V93L64 94ZM74 93H77V92H74ZM8 95H4L6 99H8L7 98ZM51 95H52V93H51ZM74 95H76V94H74ZM17 96H15V98ZM55 96L58 97V95H55ZM55 96H54V98H56ZM65 96H66V94H65ZM23 97H24L23 94L21 97L19 96V98H23ZM51 97L49 98L47 96V98H49L50 100H51ZM67 97L63 96V98H65V99ZM5 98H4V101L6 100ZM12 98L14 101L15 98L13 97V95H12ZM58 98H61V97H58ZM10 99H11V97L9 98V100H7L8 102L7 101L4 102L5 104L2 101V103L4 105L1 106L2 105L1 104L0 106L2 108L7 107V105H8L7 103L12 102V99H11V101H10ZM65 99H63V100H65ZM56 100H58V99H56ZM69 100H70V98H69ZM72 100H73V98H72ZM15 101L16 102H14V103L17 105L18 101L21 102V99L17 100V98H16ZM28 101H25V103ZM66 101H68V100H66ZM62 102L63 101H60V99H59L58 105L61 104V107L59 106L60 108H62ZM14 103H10V104L15 105ZM47 103H48V101H47ZM69 104H71V102H69ZM9 105H8V107L11 106V105L10 106ZM56 105H57V103H56ZM66 106L70 107L71 105H66ZM66 106H64V107H66ZM2 108L0 109L1 111H3ZM22 109H24V106H22V108L20 110H22ZM64 109L66 110L67 107ZM10 110H12V109H10ZM125 110H124V112H126ZM60 112L62 114L63 109H62V111L60 110ZM65 112H64V115H65ZM3 113L6 114V116L8 115V113L6 111ZM19 113H21V112H19ZM67 113H69V110L66 112V114ZM49 114H50V111H49ZM10 115H8L9 119L14 118V117H12L13 115L12 116H10ZM6 116H4V118H6ZM19 116L20 115H18V118H19ZM22 119L23 118H20L19 123L22 122ZM0 120H1V118H0ZM16 120H17V117H16ZM16 120L12 119V121H16ZM193 120L194 119H192V122H193ZM2 121H3V119H2ZM258 122H260V121H258ZM8 123H11V122H7V124ZM0 124H2V122H0ZM22 125H23V123H22ZM179 125H177L176 128L177 129L179 128V130H180L181 125H180V127H178ZM8 127L6 129V132H8L7 130L10 129V127H9V129H8ZM12 127L13 126H11V128ZM196 127H197V124H196ZM259 127H260V125H259ZM5 128H6V126H5ZM5 128H4V130H5ZM202 128H199V129H202ZM0 129H2L1 131H3L2 127H0ZM13 129H14V127H13ZM16 129L20 131L21 126H20V128L16 126ZM173 129L175 130L174 127L171 128L170 130H173ZM184 129L182 128V130H184ZM186 129H185V131H186ZM199 129L198 130L195 129L197 131V133L200 131ZM245 129L244 128H243V130L241 129L243 132H240L241 135H243V136L246 135L244 131H246L247 129L246 130ZM233 130H235V129H233ZM248 130H247L248 132L252 133V131H250L251 129H248ZM260 130H262V128ZM177 131H174L173 134ZM191 131H193V130H191ZM6 132L5 133L0 132V136L2 133L6 135ZM166 132H168V131H166ZM189 132L190 131H188V133ZM203 132H204V130H203ZM209 132H210V130H209ZM214 132H215V130H214ZM261 132H263V131H261ZM170 133H171V131H170ZM170 133L168 132V134H170ZM184 133H186V132H184ZM218 133L219 134L221 133V135L224 136V132H218ZM232 133H230V135ZM168 134L166 133V135H168ZM179 134H180V132H179ZM200 134H201V132H200ZM226 134H228V132ZM254 134H259V133L257 131ZM174 135H177V134H174ZM221 135L218 136V134H217V136H218L217 138L222 137ZM232 135H231V137H232ZM161 136H164V135L161 134ZM202 136H204V133H202ZM207 136H210V135L207 134L206 137ZM252 136H251V138H252ZM3 138H4V136H3ZM3 138L0 139V159L5 157L8 152L15 153V154L19 153V152H16V150L19 151L18 150L19 146L17 145V143H15L16 141L14 143H12L11 141H9L8 143L7 142L5 143L4 141L6 140V137H5V140L2 141ZM175 138H176V136H175ZM187 138H189V137H187ZM214 138L212 137L211 139H214ZM236 138H237V135H236ZM251 138H250V140H251ZM8 139H10V138H7L6 141H8ZM183 139H185V138H183ZM211 139H209V140H211ZM240 139H241V137H240ZM163 140H160V141L163 143H168V144L171 141V139H170V141L165 140V139H163ZM180 140L181 139H179V141ZM187 140H189V139H186V141ZM200 141L203 145L206 144V143H203L202 140H200ZM205 141H206V139H205ZM207 142H210V141H207ZM215 142L219 143L218 141H213V143H215ZM226 142L229 143L228 140ZM241 142H242V140H241ZM18 143H20L19 145L21 148L22 142L19 141ZM37 143L39 145V142H37ZM187 143H189V142H187ZM187 143H185V145H187ZM224 143H223V146H225ZM172 144H174V143H171V145ZM177 144H179V142ZM191 144H193V142ZM197 144H199V143H197ZM202 144L200 145V148H201ZM208 144H210V143H207L206 146H208ZM238 144L237 145L235 144L234 148L236 146H238ZM188 145H187L188 148L192 147V145H189V146ZM194 145H196V144H194ZM213 146H215V145H213ZM216 146H217V144H216ZM13 148L15 149V152H14ZM179 148H182V147H179ZM212 148L214 149V147H212ZM212 148H210L211 152L213 151ZM224 148H222V149L223 150L228 149V148H225V149ZM243 148L241 150L239 149V152L236 148L235 149L237 150V153L239 154L240 152L242 153ZM245 148H246V150H245ZM46 150H49V149L45 148V152H46ZM173 150L171 152L174 153L175 150L174 151ZM182 150L187 151L186 146H185V150H184V147ZM190 150H189V152H190ZM197 150L198 149L196 148V150L194 149L193 152L196 153V152H198ZM206 150L204 149L203 153ZM236 150H235V152H236ZM262 151H263V149H262ZM47 153H49V151ZM176 153H178V152H176ZM200 153L201 152L196 153V154H200ZM203 153H201V154H203ZM205 154H206V152H205ZM52 155H53V153H52ZM101 155L103 157L104 154L101 153ZM178 155L181 156L180 153ZM192 155H194V153L192 154V150H191L190 156L193 157ZM184 156L186 157L187 154H185ZM254 156L256 157V155H254ZM49 157L53 159V157L48 155L47 158H49ZM104 157L102 159H104ZM195 157L197 158V155ZM67 158H69V157L67 156L65 159H67ZM49 159H48V161H49ZM42 160H44V158ZM106 160L104 159L103 161H106ZM41 161H40V163H41ZM199 161H196V162H199ZM231 161H232V163H230ZM253 161H255V162H253ZM254 163H256L257 168L260 170L261 173L259 172V170H257L258 173H257V171H255L257 168H256V165ZM241 164H242V166H240ZM92 165H94V164L92 163ZM103 165H105V162ZM197 165H198V163H197ZM81 167L84 168V166H81ZM81 167L79 169H82ZM84 170H85V168H84ZM255 173L259 174V176L258 175L256 176ZM29 174H31V173H29ZM33 175L34 174L32 173L31 176L34 179L35 177ZM53 175H55V177H56V174H53ZM53 175L51 176V174H50V178H52V177L54 178ZM61 175H58V177ZM67 175H69V174H67ZM143 175H145L144 178H146V176L149 177V175H146V174H143ZM262 175H263V173H262ZM255 176H256L257 180H256ZM22 177H23V179H22ZM25 177L30 178V179H27ZM48 177H49V175H48ZM183 177H185V176H183ZM258 177L260 178L259 180H258ZM53 178L49 179V181H52L51 183H54L53 181L55 179L53 180ZM79 178H77V179H79ZM71 179H73V180L70 181ZM58 180H61V179L59 178ZM255 180L257 182L259 181L258 182L259 186H257L258 183L255 182ZM75 181H76V179H75ZM90 181H88V182H90ZM148 181H149V179H148ZM253 181H254V183H253ZM70 182H72L73 187L69 186ZM164 182H163V184H165ZM147 183H150V182H147ZM151 183H152V179H151ZM252 183L253 184L256 183L257 184L256 189H259V190H255L252 186L253 185ZM22 184H23V188L25 186L29 188V190H28L29 194L32 193V197L35 196L34 199H36V197L42 198L43 197L42 194L48 190H51V191L57 190L58 192L62 191V195L64 194V198L62 197L64 199V201L60 197L61 194L59 195V193H58V195H59L60 199H62L61 201H59L60 199L58 198V195H55V194H53V195H55V197L48 196L47 199L45 197H43L42 199L44 201H41L40 198H39L40 201L39 200L38 201L32 200L33 198H30L31 200L28 199L29 201L28 200H22L23 198H25L23 195V192L21 194V196L23 198H20V196H17V194L19 195V193L16 192L19 190L18 188L20 186H22ZM39 185H41V187ZM51 185H53V184H51ZM57 185L58 184L54 185L55 186L54 188H57L58 187ZM85 185H82V187ZM149 185L154 186L155 184L153 183V184H149ZM153 186H151V187H153ZM217 186L220 188L219 190L215 189V187H217ZM226 186H235L236 190H235V188H234V190L227 189ZM26 187H25V189H27ZM39 187L40 188L44 187L45 190L46 189L47 190L45 191L44 189H40ZM165 187H166V189H165ZM209 187L213 188V189H207ZM69 189L73 192L72 195H74V196L69 194V192H70ZM147 189H148V191H146ZM43 190L45 192H43ZM159 190H160V188H159ZM23 191H25V190L23 189ZM57 191H55V192L57 193ZM258 191L260 193H258ZM15 192L17 194H15ZM55 192H53V193H55ZM68 194H69L70 198H72L76 201V202H73V204L76 203V205H74L75 211L73 210V208H74L73 204H71V205L69 204V202L71 200H69L70 198H68ZM27 195H28V193H27ZM28 197H29V195H28ZM45 199L47 201H45ZM247 207L250 208V206H247ZM252 207H254V205ZM254 210H253V212H254ZM260 210L258 208V210H256V212L260 211ZM255 213H253V215ZM253 215H252V217H254ZM257 216H258V214H257ZM252 217H251V219H252ZM261 217H263V216H261ZM248 218H247V221H248ZM255 219H253L252 221H254ZM222 221H219V222H222ZM241 221H240V223H242ZM46 223H48V225L51 224V226H52L51 230L53 229L50 233H48L49 230L46 231L47 233H45V235L48 234V235H46V237H45V235H41V236L37 235V234H39V232L38 233L35 232L36 235L34 232H33L34 234H32V231L30 234L27 233L30 228H32V229L38 228L39 229L40 226H38V225H41V228H42L43 225L45 226ZM53 224L55 226L58 225V227L57 226L55 227ZM218 225H220V224H217V226ZM28 226L30 228L27 230L26 228ZM35 226H37V228H35ZM53 226H54V228H53ZM223 226H225V223ZM243 226H244V224H243ZM97 227L101 228V231ZM43 228H45V227H43ZM88 228H95L97 231L101 232L98 239H97V237H96V239L92 238V239H94V241L97 240L96 241L97 243L96 244L93 243L94 246H89L90 248L83 246L87 242H89V241H87L85 243V238H86L85 234H87L85 232L89 233L90 230H91V232L92 231L95 232L96 230L95 229L94 230L89 229L87 231ZM219 228L220 227H218V229H216V232L219 231ZM239 228H240V226H239ZM32 229H30V230H32ZM77 229L80 232L78 231V232H76L77 233L76 234L75 231H77ZM222 229H225V228L221 227V230ZM245 229H247L246 230L247 232L249 229L251 231V227L250 228L245 227ZM81 230L83 231V233ZM221 230H220V233H221ZM242 231H243V229H242ZM252 231H253V233L254 232L256 233V231H254V230H252ZM252 231H251V233H252ZM23 232L26 233L25 236L22 234ZM94 232H92V234H94ZM249 232L247 234L248 237L250 235ZM80 233L82 235H84V236H81L82 238L80 237V235H81ZM213 233H215V231L212 232L211 234H213ZM246 233H244V234L242 233V236H244ZM20 234H22L21 235L22 237L20 236ZM27 234H29V235L27 236ZM90 234L91 233H89L88 235H90ZM92 234L90 235V238L92 237ZM98 234L99 233H96L95 235L97 236ZM240 234H238V235H240ZM252 234H251V236H252ZM242 236H240V237H242ZM76 237H78V238L80 237L81 239L79 238V241L82 240L81 242H84V243L81 245V243L78 241V239ZM212 237H214V236L212 235ZM253 237H254V235H253ZM212 239H213V241H211ZM216 239L219 240V238H217V237H216ZM221 239L222 238H220L219 242H221ZM224 239L225 238H223V240ZM233 239H236V236ZM76 240L79 242L80 245L76 243ZM230 240H232V239L231 238L226 239V244L228 243L227 247L228 246L233 247V244L229 245ZM243 240H244V238H243ZM234 241H233V243H234ZM199 243H200V241H199ZM230 244H231V242H230ZM257 244L260 246H257ZM76 245H78V247ZM91 245H92V243H91ZM188 245H191V246L188 247ZM216 245L214 244L213 246H216ZM221 245H225V241H224V244H221ZM213 246H212V248H214ZM91 247H94V249H95L94 254H91V253H93V251L90 253ZM231 248H229V249H231ZM193 249H195V250H193ZM226 249H228V248H225V250ZM87 250L89 252H87ZM72 251H73V253H74V251H76V253H75L76 257L73 255V253H71ZM225 254H227V255H225ZM92 255H94V257H92Z\"/></svg>",
    "mask_w": 264,
    "mask_h": 264
}]
</instances>
